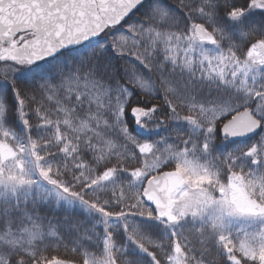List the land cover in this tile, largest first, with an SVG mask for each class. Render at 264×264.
<instances>
[{
	"label": "snow or ice",
	"instance_id": "1",
	"mask_svg": "<svg viewBox=\"0 0 264 264\" xmlns=\"http://www.w3.org/2000/svg\"><path fill=\"white\" fill-rule=\"evenodd\" d=\"M0 264H264V0H0Z\"/></svg>",
	"mask_w": 264,
	"mask_h": 264
}]
</instances>
